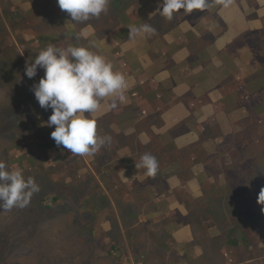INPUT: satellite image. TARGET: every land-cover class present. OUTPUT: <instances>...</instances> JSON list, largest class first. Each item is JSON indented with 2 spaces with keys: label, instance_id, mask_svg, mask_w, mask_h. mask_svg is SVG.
Returning <instances> with one entry per match:
<instances>
[{
  "label": "rangeland",
  "instance_id": "374dc122",
  "mask_svg": "<svg viewBox=\"0 0 264 264\" xmlns=\"http://www.w3.org/2000/svg\"><path fill=\"white\" fill-rule=\"evenodd\" d=\"M23 1L25 0H0V162H4L11 170L20 171L26 178L32 177L40 186V191L33 195L30 203L24 208H14L11 211L0 209V264H183L188 262L192 264H242V261L235 262V258L230 256L232 253L231 250L228 251L229 255L222 252L225 240L222 239L220 242H217L221 232L234 227L233 222L236 214L228 210L229 201L231 200L228 194H226L228 190L220 189L226 184L225 174L213 176L214 179H216L215 183L218 189V195L223 201L222 215L219 218L217 217V219L220 220H217L215 223H212V221H214L213 214L216 210H221V206L213 207L208 212L202 213L200 210V202L198 201L194 207L191 208L195 213L193 212L190 214L189 209L182 204V199L177 195L176 197H172L171 201L174 202H172L169 207L167 206L169 212L166 215H162L161 210L164 207L163 203H160L159 213L157 211L151 212V208L154 206H148V201L152 200L154 197L141 196V199H139L140 203L135 201L137 199H134L135 202L133 201L137 207V212L134 213H138L139 217V221L135 223L134 228L128 221L123 220V216L126 214L124 212H126L125 206L127 204L125 203L127 201H122L121 198L130 196L132 199L138 196V192L146 190L145 186H147L149 181L151 184L148 186H152L151 191L155 195L169 194V189L167 188L168 184H170L172 188H175L178 185L182 186V183H189L195 195H200L198 198H201L204 196V191H212L209 178L205 179L202 184V187L203 185L206 186L205 188L203 187V189L206 190L202 192L198 183L191 176H188L183 181L180 179L185 175L146 176V181L141 178L143 186L140 185V187H130L131 185L128 186L126 184H131L132 182L127 183L123 181H130L136 177L133 176V173L129 172L127 174L128 176H101L97 173H95L96 176H92L91 172L87 180H83V176H58L57 174L52 176L37 175L39 173L37 170L39 164L36 166L35 163H32L35 153H33L34 149L31 148L30 144L31 138H34L37 132V127L35 125L30 126L29 121L35 120L34 113L36 109L34 107L39 106V104L31 89L32 86L38 83L41 77H43L44 72L43 70H39L36 77L29 79L25 75L26 62H30L38 55L39 50L46 48L48 45L56 46L59 44L60 46L57 45V47H67L74 42H72L73 38L71 37L65 38L60 36L65 33V23L62 14L67 13L61 11L56 0H40L39 3H41V7L43 4V11L40 7L33 16L32 11H34V9H30L32 8L31 5L23 3ZM113 1L119 4H130L134 0H112V2ZM258 1L260 2L261 0ZM145 2L146 4L141 8H138L136 6L137 4L133 6L130 5L128 7L129 9L127 8V12L130 13V18L136 21L138 26L143 23L151 24L152 27L156 29V35L160 38L164 31V24L162 23L164 19L158 17L157 23H152V19L158 14V9L161 7L162 0H145ZM250 7H252V10H249ZM253 7L254 6L247 4L246 0H244L243 3L238 0V2L234 4L223 3L220 9L221 12L227 14L228 17L233 16L234 21H237L243 15L253 17V14L257 13L256 9ZM7 8L19 13V20L23 21L24 19L26 27L29 28L28 30L30 31L25 33L27 34L26 37L23 36L25 41H22L19 37L20 31L8 25V22L5 23L6 28L3 27L1 17L4 19L6 18V14L3 10ZM22 12H28L30 15L23 18L21 16ZM44 12L46 15L43 14ZM113 13L114 12H109L108 10V12L101 14L99 18H93L85 22L83 26L91 25L89 28L90 30L96 31L94 34V36H96L99 34V30H97L95 24L100 28L110 27L112 25ZM242 18H244L246 22L240 24L245 25V27H254L247 18ZM131 19H129V21L126 19V22L129 23ZM202 21L200 23L201 26L204 25V27L206 26L205 28L214 29V25L207 23L206 19ZM88 22H92L93 25ZM186 22L192 24V21L187 20ZM71 23H74V29H79L82 25L72 20ZM131 24L134 23H130L126 26H132ZM45 25L46 27H44ZM121 26L123 25L117 27L118 34L121 32ZM114 30L116 29L112 28L108 35L112 34ZM229 31L231 32L230 29ZM37 35L40 38L37 42L34 41L33 45L26 44L30 40V37L34 38ZM175 35L176 33L172 34L169 40L172 41ZM98 40L100 41V37L93 39L92 43L96 42L98 44ZM143 40L148 41V39ZM139 41H141V39H139ZM43 42L47 43V45L41 46L40 48V44ZM185 42L186 39L181 38L177 39L175 44L181 46ZM195 43L198 42L195 41ZM218 44L221 46L224 45V43H220L219 41ZM241 45L242 44H240V46ZM141 48L146 49V45L142 44ZM242 51L246 55L247 62L251 64V56L254 55L251 53L252 51L250 49H244V47H242ZM225 55L226 53L219 52L217 56L224 59ZM104 56L107 57L108 60H111L112 63L114 61L116 62V60L117 62L120 61V55L118 54L116 56L114 52L103 54V57ZM242 57L245 59L244 55H241V57L239 56V58ZM249 57L250 60H248ZM121 73L123 72L121 71ZM223 74V69H215L214 76L216 82L211 86V91H209L210 94H213V98L217 97L219 93L220 96L221 93H224L220 86L221 83L229 86V84L226 83L227 80L223 79L225 78L222 76ZM22 89L29 94V97L23 96ZM170 92V87H167L165 95L168 96ZM174 96L175 95H172L171 98ZM189 97L190 95L186 98ZM209 99L207 103L214 104L212 98L210 97ZM254 103L261 104L254 107L257 108V113L264 114V93L262 98L260 97V99ZM205 108L206 107H202L201 115L199 113L196 114L198 118H209V120H214L213 122L216 124L222 120L219 110L216 108L214 109V106L213 110ZM40 109L43 108L40 107ZM86 115L89 114L86 113ZM27 122L29 123L27 124ZM228 126L227 133H223V137H221L224 142L221 143V145L229 143L230 138V145L238 147L237 150L240 151L242 147L250 143L251 137L249 136V131L242 134V131L238 130L237 127L234 129L231 124H228ZM248 127H250V125H248ZM243 129L245 130V128ZM260 138L261 137L257 138V141H259ZM217 139L218 138H215V140ZM198 140L199 135L195 136L191 134L184 136L183 141H179V143L182 144L183 147H188ZM18 145H25V147L20 148ZM206 148L209 152L212 151V153H214L213 155L218 153L217 150H215L216 145L213 143L206 145ZM206 154L209 153L206 152ZM213 162L214 157L210 156L205 163H202L201 166H197L195 171H198V168L203 169L204 167H212L217 171L215 167L218 164L214 165ZM50 163L51 162L48 161L46 165L49 167ZM84 165L85 168L90 167L92 170L90 163L86 162ZM85 168L82 169L84 173L91 171ZM237 177L244 180L249 176ZM254 177L258 178L259 181L260 176ZM254 177L252 176V178ZM45 181L54 184V192L45 191V189H43L42 185L46 184L43 183ZM77 183H82L83 185ZM68 185L77 186L80 194L76 195V200H80L81 203L79 204L77 201L70 202L67 200L68 205L63 206L65 210L59 212L58 216L53 215L51 207H54V205L50 206L53 204L51 200L54 195L60 194L63 186L70 189ZM239 185L243 184L239 183ZM181 186L179 188H181ZM164 190L166 192H164ZM174 192L177 193L176 189H174ZM174 192L172 191V193ZM216 197L218 198V196ZM178 215H180L181 218H176ZM199 218L200 220H208L205 222V225L209 226V230H204V228L201 227ZM241 218H243V227L249 229L250 225L247 224L246 217ZM193 220H195L196 223H194ZM169 224H171V227ZM145 236L148 240L149 247L142 241ZM200 241L202 243H199ZM191 242L196 243L191 250L195 258L191 256V259H187V261L184 259L179 260V253L176 251L178 248H175V245L177 243L191 244ZM104 244L108 247H105ZM259 244L264 247V240L262 241L260 239ZM110 246L112 248L115 246L121 248L123 252L120 250L116 253L118 258L108 253ZM168 246H172V248L169 250ZM123 255L124 258L119 260ZM255 256L257 259L264 257V255L259 257V254H255ZM252 257L253 252L245 254L242 259L250 260Z\"/></svg>",
  "mask_w": 264,
  "mask_h": 264
},
{
  "label": "crops",
  "instance_id": "0c3cea01",
  "mask_svg": "<svg viewBox=\"0 0 264 264\" xmlns=\"http://www.w3.org/2000/svg\"><path fill=\"white\" fill-rule=\"evenodd\" d=\"M239 1L244 2V0ZM236 2L238 0H226L223 3L234 4ZM246 2L254 6L253 8L256 11L258 7L262 8L261 12L257 11V15L255 13L253 17L242 16L247 18L255 28L245 27V25L240 24L246 22L244 18L241 17L234 21L233 16L228 17L220 9L217 15L209 13L205 18L207 23L214 25L213 30L205 28L206 26H201V24L198 26V24H188L184 21L182 25L165 29L160 38L157 35V37L154 36L156 39L152 41L157 46L155 43L150 42L149 39L148 41H139V39L130 41L128 39L129 27L126 25L121 26L120 34H118V28H116L113 32L114 34L101 37L100 41L98 40V44L96 42L92 43L95 46L91 50L101 56L112 52L116 56L120 55V61L117 62L116 60L113 63L107 57H104L113 65L115 71L123 72L128 82V89L125 93L126 100L123 103H118L117 107L113 108L111 106V98H106L100 110L90 117L97 121L98 136L110 138L104 145L98 147L93 155L80 156L81 165L88 162L92 166V170L90 167L85 168L91 170L88 172H92V176H96L95 173L101 176H128L129 172L136 177L130 181L122 179L127 183L132 182L126 185L132 186L133 183L140 181V185L143 186L141 178L146 181L147 177L143 174V169L135 168V161L144 154L158 157L160 167L158 169L160 172L157 176H180L179 173L166 171L168 163L172 159L170 155L188 150V147L195 146L201 141V132L199 133L194 127L193 129L188 128L187 119L194 118L198 123L212 122L213 124L214 120L198 118L196 114H202V107L213 110L214 106V109H219L218 102L225 95V93H221L220 96L219 93L217 97L213 98V94L209 92L212 89L211 86L216 82L215 69L233 68L232 62L229 59L224 61V59L217 56L218 53L227 51L228 56L233 58L234 62L238 60V64L242 66L240 71L243 73L247 71L253 73L258 69V71L264 69V62L251 63L250 65L246 60L242 47L237 48L232 53L228 49L230 43L242 36H246L248 32L257 33L259 40L264 39V0L260 2L258 0H246ZM251 8L249 10H252ZM63 21L65 23V33L60 36L73 38L72 42L74 43L71 44L72 46H90V42L98 37L97 35L94 36L96 31L90 30L89 26L91 25L83 26V23L79 29H74V23H71L70 19L64 17ZM26 28H22L19 33L22 41H25L23 38V36L26 37L27 35L25 33L30 31L28 30L29 28ZM84 30L88 31V37L80 36V33ZM175 33L174 39L170 41L169 38ZM34 38L30 37V40L25 43L33 45L34 41L37 42L40 39L38 35ZM181 38L186 39V42L181 46L175 44L176 40ZM195 41L198 43H195ZM218 41L224 43V45H219ZM256 42L258 41L256 40ZM200 43L206 44L208 49L203 51ZM142 44L146 45V49L141 48ZM46 45L47 43H45ZM243 47L247 50L250 49L246 46ZM241 55H244L245 60L243 57L239 58ZM242 64H246V66ZM222 76L225 77L223 79H226V73ZM167 87H170L171 92L165 99ZM172 95L175 96L171 98ZM188 95L190 97L186 98ZM210 97L214 104L207 103ZM256 97L257 95L254 96V98ZM254 98H249L251 104L248 103V106L240 107L233 112L219 111L222 117L221 121H224L225 124H231L234 129L237 127L238 130H244L246 121L254 119L255 116L253 112L255 103L252 102H256L257 99ZM259 99L260 96L258 97ZM191 134L199 135V140L188 147H183L179 141H183L184 136ZM133 135L136 136L137 141L131 143L129 136ZM122 136L126 138L124 141L128 139L129 143H122L120 141ZM209 143L204 144L206 151H208L206 145ZM47 154L50 159L49 162H51L61 154V151L58 147H51ZM67 155L68 157H78V155H74L71 152H68ZM133 157H135V160H133ZM79 173L84 174V170L80 168ZM150 184L149 181L147 186H145L146 190L140 192L143 197H154L153 195L155 194L151 191L152 186H148ZM180 186L172 188L168 184V193L174 194L172 191L179 189ZM160 195L157 194L155 196L160 197ZM150 204L158 207V210H152L151 212H160L159 208L161 205L160 203L157 204L156 198L148 201V206Z\"/></svg>",
  "mask_w": 264,
  "mask_h": 264
},
{
  "label": "trees",
  "instance_id": "16d2710c",
  "mask_svg": "<svg viewBox=\"0 0 264 264\" xmlns=\"http://www.w3.org/2000/svg\"><path fill=\"white\" fill-rule=\"evenodd\" d=\"M225 0H212V6L204 11L200 10H194L193 13L187 15V16H179L177 18H174L172 20H168L167 18L163 17L158 14L152 19V23L158 22V17L163 18V29H171L174 27H177L179 25H182L184 21H192V24H200L202 19H205L209 13H212L214 15L218 14V11L223 6V2ZM40 0H25L23 3H28L31 5L34 9L33 15L37 13L36 10H38L41 6V3H39ZM138 8L143 7L146 2L145 0H134L130 4H119L114 3L112 0H109V12H114L112 14V21L111 26L107 28H100L97 24H95L97 30H99L98 37H104L107 36L108 33L111 31L112 28H117L119 25H128L130 23L132 26H138L136 21L132 20L130 18V13L127 12L129 9L128 7L131 5H135ZM128 8V9H127ZM112 9V10H111ZM41 10L43 11V4L41 7ZM262 8H257V11L260 13ZM183 10H181L182 12ZM3 12L6 14V21L4 18L1 17L2 25L6 28V22H8V25H11L13 28H17L18 31H20L22 28L26 27V24L23 21L19 20V13L12 9H4ZM108 12V11H107ZM43 14L46 15L44 12ZM30 13L22 12V17H28ZM257 15V13H256ZM63 17L70 19L71 17L68 14H62ZM130 20L129 23L126 22ZM16 23V24H15ZM93 25L92 22H88ZM45 27V26H44ZM156 36V35H155ZM247 36V37H246ZM246 36H242L239 39L233 41L228 45V49L231 50V53L237 50L240 46H246L248 49L252 51L254 55L251 56L252 63H263L264 62V39H258L257 33L254 32H248ZM153 39H156L152 37L149 39L153 44L155 43L152 41ZM256 40L258 42H256ZM157 46V44L155 43ZM212 45V42H211ZM41 46H45V43L40 44ZM203 51H206L208 47L206 44L200 45ZM227 52V51H226ZM226 52H220V53H226ZM200 55V53H198ZM228 52L224 56V60L226 59L232 62V69H227V67L224 70V74L226 73V80L227 84L229 86L225 85L224 83H221L220 86L223 89V92L225 93L224 97L218 102L219 105V111H225L226 113L233 112L234 110L248 106L251 104L249 102V98L257 95L256 98L258 100V97L260 96L262 98L264 93V69L256 72L250 73V72H241L240 69H242V66L238 64V61L234 62L233 58L228 56ZM231 58V59H230ZM245 60V59H244ZM250 60V57L249 59ZM245 62V61H244ZM246 66V64H242ZM251 65V64H250ZM227 70V71H226ZM258 71V73H257ZM39 72V70H38ZM225 80V81H226ZM22 94L25 97H29V94L22 89ZM227 92V93H226ZM233 92V93H232ZM229 93V94H228ZM165 95V99H166ZM249 103V104H248ZM254 103V102H252ZM256 104V103H255ZM261 104H256L257 107ZM36 109L34 113L35 120L27 122L30 126L35 125L37 127V132L35 133L34 138H31L30 144L31 148L34 149L35 156L33 157L34 161L32 163H35L36 166L39 164L37 170L39 173L37 175L40 176H52L57 174L58 176H83V180H87L91 172L88 173H79V169L85 168V165H81L80 156L76 157H68V152H70L67 149H64L62 147H58V149L61 151V154L53 159L50 163V166L48 167L46 165V162L50 161L49 156L47 154V149L51 147H57L54 140L51 138V132L55 130V126L49 127L47 125V121L52 114V110L48 109L47 111L45 109H40L39 106L34 107ZM257 108L254 107V119L247 120L246 121V127L245 130H242V134H245L246 131H249V136L251 137L250 143L242 147V149L237 150L238 147H235L233 145H230V138L229 143H226L224 145H221V143H224L221 137H223V133L226 134L228 131V124H225L224 121H220L216 123L208 122V123H198L195 121L194 118L187 119L186 123H188V128L190 129H197L199 133L201 132V141L196 144L195 146L188 147V150L181 151L176 154L170 155L172 159L168 163V169L167 172L172 173H179L182 181L185 180L188 176H191L194 178V180L198 183V186L201 188L202 192L206 189V186L202 184L204 183L205 179L209 178V181L212 185V191H204V196L201 198H198L199 196H196L194 193V190L190 187V184H183L181 188L176 189L177 193L174 192V194H161L159 196H154L158 203H163V209L161 210L162 215H166L169 212V205L172 203V197H180L182 200V204L185 205L189 209V213L192 214L194 211L191 210L192 207L199 201L200 202V210L202 213L208 212L211 208L216 206H221V210H216L214 212L213 217L214 221L212 223H215L217 220V217H221L222 215V200L221 197L218 195V189L215 183V180L213 176H220L221 174H225L226 178V184L222 186L220 189H227L228 196L230 197L229 201V207L228 210L235 214L234 218V227L228 229L227 231L221 232V234L218 236L217 242H220L222 239L225 240L224 248H222V252L225 254H228V251L231 250L232 253L230 256H233L235 258V262L242 261V264H264V257L257 259L255 254H259V257L261 255H264V247L260 246V239L264 240V204H260L258 202V197L262 189H264V114L263 113H257ZM250 125V127H248ZM260 138L259 141H257V138ZM128 138V137H127ZM131 138V143L136 142V136H129ZM215 138H218L215 140ZM126 138L122 136L120 138V141L122 143H129L128 139L124 141ZM246 140V137H245ZM214 143L216 145L215 150H217V154L213 155L214 153L208 152L204 148L205 143ZM18 147L22 148L25 147V145H18ZM138 148V147H137ZM208 152L209 154H206ZM210 156L214 157V165H217L214 170L212 167H204L203 169L198 168V171H195L197 166H201L202 163H205ZM139 159H136V162H139ZM216 158V161H215ZM156 159L159 162L158 157ZM133 160H135V157H133ZM79 162V163H78ZM78 163V165H77ZM221 167V168H220ZM34 168V167H33ZM160 168V167H159ZM219 169V170H218ZM33 170V169H32ZM30 170V171H32ZM45 170V171H43ZM68 171V172H67ZM141 171V170H140ZM160 170L158 169V172L156 176L159 174ZM145 174V171L143 172ZM147 176V175H146ZM210 176V177H209ZM237 176H249L246 177L244 180L242 178H239ZM252 176H260V179L258 181V178H252ZM42 179V178H41ZM243 181V183H242ZM252 181V183H251ZM140 181L137 183H133L132 186L140 187ZM46 184H43L42 187L45 189V191H55L53 190V183H50L47 181L43 182ZM243 184V185H239ZM80 185H83L82 183H77ZM256 185V188H255ZM69 186V185H68ZM131 186V187H132ZM70 189H67V187L63 186L62 191L60 194L54 195L51 202L53 203L50 206L51 211H53V215L58 216L59 212H63L65 209H63L64 205H68V201H77L76 195L80 194L77 186H69ZM215 187H216V193H215ZM166 192V191H164ZM223 194V193H220ZM224 194V195H226ZM138 196L131 199L130 196L121 198L122 201H127L125 204L126 213L123 216V220L128 221V223L134 228V225L136 222L139 221L138 213L136 211V205L134 204L135 201H140L142 194L140 192L137 193ZM202 195V194H201ZM218 196V198L216 197ZM134 199H137L134 201ZM68 200V201H67ZM134 201V202H133ZM79 204L81 203L80 200L77 201ZM140 203V202H139ZM151 207H153V204H150ZM152 210H158V207L154 206L151 208ZM195 213V212H194ZM52 216V215H51ZM246 217V222L248 225H250L249 229L243 227V218ZM176 218H181L180 215ZM197 220V219H196ZM200 220V218H199ZM208 220L201 219L200 224L201 227L204 228V230H209V226L205 225V222ZM194 223H196L195 220H193ZM108 223V221H107ZM171 224H169L170 226ZM198 225V223H197ZM178 226V225H177ZM171 227V226H170ZM147 247H149L148 240L146 239V236L144 237V240H142ZM175 243V242H174ZM199 243H202L201 241ZM196 243L188 244V243H177L175 245V248L177 247L178 250H176L179 253V260H186L195 258L191 252L193 246ZM105 247H108L106 244H104ZM174 246V245H172ZM172 246H168V249L170 250ZM180 249V250H179ZM121 248L119 246L111 247L108 249V253L112 256L117 257V252L120 251ZM122 251V250H121ZM175 251V250H174ZM123 252V251H122ZM253 252V257L250 260H244L242 259L245 254H249ZM125 254V253H124ZM143 254V253H141ZM162 254V253H159ZM229 255V254H228ZM162 256V255H161ZM196 256V255H195ZM118 258V257H117ZM124 258V255L119 258L121 260ZM176 258V257H175ZM183 264H192L190 262L183 263Z\"/></svg>",
  "mask_w": 264,
  "mask_h": 264
},
{
  "label": "clouds",
  "instance_id": "9594fccd",
  "mask_svg": "<svg viewBox=\"0 0 264 264\" xmlns=\"http://www.w3.org/2000/svg\"><path fill=\"white\" fill-rule=\"evenodd\" d=\"M61 11L66 12L75 23L83 24L99 18L109 8V0H56ZM212 6V0H162L160 15L172 20L181 15L187 16L194 10L204 11ZM181 10H183L181 12ZM128 39H151L156 29L149 23L129 26ZM84 30L82 37H88ZM90 46L57 47L48 45L40 50L30 62H26L25 75L32 79L38 70L44 75L31 91L39 106L52 110L47 125L55 126L51 138L57 147L69 150L78 156L93 155L98 147L109 141L108 137L97 134V121L91 119L100 110L106 98H111V106L126 100L128 82L123 73L115 71L107 59ZM88 113L89 116L85 114ZM136 169H143L152 177L158 172L159 163L155 156L144 154ZM40 186L32 177H25L20 171L11 170L0 162V209L11 211L26 207ZM258 202L264 204V189ZM3 211V212H4Z\"/></svg>",
  "mask_w": 264,
  "mask_h": 264
}]
</instances>
